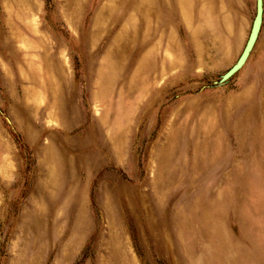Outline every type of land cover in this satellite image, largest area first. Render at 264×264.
Instances as JSON below:
<instances>
[{
    "label": "rangeland",
    "instance_id": "374dc122",
    "mask_svg": "<svg viewBox=\"0 0 264 264\" xmlns=\"http://www.w3.org/2000/svg\"><path fill=\"white\" fill-rule=\"evenodd\" d=\"M0 0V264H264V0Z\"/></svg>",
    "mask_w": 264,
    "mask_h": 264
},
{
    "label": "water",
    "instance_id": "95a60500",
    "mask_svg": "<svg viewBox=\"0 0 264 264\" xmlns=\"http://www.w3.org/2000/svg\"><path fill=\"white\" fill-rule=\"evenodd\" d=\"M263 18V0H255V13L243 48L234 64L220 77L219 84L228 81L238 73L248 60L259 36Z\"/></svg>",
    "mask_w": 264,
    "mask_h": 264
}]
</instances>
